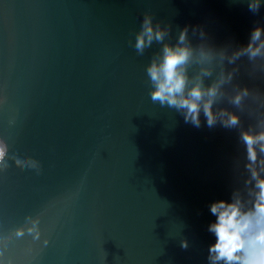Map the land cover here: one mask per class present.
Masks as SVG:
<instances>
[{"label": "water", "instance_id": "95a60500", "mask_svg": "<svg viewBox=\"0 0 264 264\" xmlns=\"http://www.w3.org/2000/svg\"><path fill=\"white\" fill-rule=\"evenodd\" d=\"M145 13L171 25V42L199 26L238 47L264 27V6L246 0H0V139L41 166L9 160L0 175V264H207L209 205L230 199L244 150L236 129L203 116L196 128L151 101L159 45L132 46ZM237 82L264 93L260 72L241 67ZM26 216L41 240L5 248Z\"/></svg>", "mask_w": 264, "mask_h": 264}, {"label": "clouds", "instance_id": "9594fccd", "mask_svg": "<svg viewBox=\"0 0 264 264\" xmlns=\"http://www.w3.org/2000/svg\"><path fill=\"white\" fill-rule=\"evenodd\" d=\"M246 2L253 14L264 6V0ZM170 37L171 25L162 26L145 13L134 43L130 41L138 55L159 45L145 68L151 101L174 109L196 128L203 116L208 128L236 129L244 150L243 159L234 163L236 186L230 199L209 205L215 220L207 231L215 239L207 250V264H264V93L237 82L241 67L251 78L264 74V27H255L248 43L238 47L214 45L199 26L191 28V35L189 26L180 29L175 42ZM238 113H246L250 122L245 125ZM8 153V144L0 139V175L8 172L9 160L17 169L40 171L39 161ZM25 236L41 240L39 217L26 216L24 225L6 238L5 248L13 237ZM48 243L43 240L44 246ZM181 247L187 250L188 241L182 240Z\"/></svg>", "mask_w": 264, "mask_h": 264}]
</instances>
